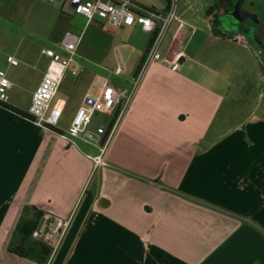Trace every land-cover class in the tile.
<instances>
[{
	"label": "crops",
	"instance_id": "crops-1",
	"mask_svg": "<svg viewBox=\"0 0 264 264\" xmlns=\"http://www.w3.org/2000/svg\"><path fill=\"white\" fill-rule=\"evenodd\" d=\"M62 3L60 51L76 15ZM167 9L168 0H135L136 14ZM177 16L159 51L169 57L182 51L181 63L148 65L107 150L110 165L98 170L88 157L98 147L62 132L84 96L100 94L101 78L116 90L131 88L155 33L136 22L107 30L101 20L83 16L103 61L95 83L64 112L59 132L17 112L28 111L49 63L48 47L5 52L0 70L11 86L0 104V264H43L8 252L25 205L61 218L73 214L44 264H264V110L233 125L221 116L234 85L240 89V51L249 43L234 40L236 31L225 26L214 34L210 9L206 19L190 7ZM116 48L123 64L109 67L104 62ZM12 54L16 66L7 62ZM41 59L45 69L33 72ZM84 76L85 68L75 82ZM95 116L92 128L111 120Z\"/></svg>",
	"mask_w": 264,
	"mask_h": 264
},
{
	"label": "built area",
	"instance_id": "built-area-1",
	"mask_svg": "<svg viewBox=\"0 0 264 264\" xmlns=\"http://www.w3.org/2000/svg\"><path fill=\"white\" fill-rule=\"evenodd\" d=\"M50 2H65L73 14L83 15L88 22L96 19L101 20L107 30L132 26L134 23L141 25L145 31L155 33L151 44L141 62L137 76L132 86L127 90H116L107 78H101L98 82L100 94H87L84 96L83 104L78 107L68 128L62 132L64 138L72 140L81 136L88 142L98 147V154L88 155L93 165V170L101 169L110 165L107 160V150L118 131L120 119L125 114L132 96H134L148 65L152 62H162L169 67L176 68L181 63L183 52L178 50L172 56H162L160 45L171 23L178 18V0H168V9L164 14L153 10L146 14H136L135 0H49ZM183 24L181 23L180 26ZM232 38L241 43H248L247 38L236 31ZM82 36L65 32L61 43L62 50L45 49L43 53L48 56L49 63L44 77H42L34 94H32L27 113L39 126L46 129H59L61 118L66 111V100L59 99L54 105V98L67 76L68 72L74 77H79L82 66L77 61L78 46ZM7 62L13 66L19 61L12 54L8 56ZM116 73H121V67L116 68ZM11 82L5 70H0V104L7 100L8 89ZM111 115L108 123H101L92 128L93 118L96 114ZM72 216L61 218L53 214L42 216L39 227L32 233L34 238H40L51 247L50 255H53L61 245L66 233L70 228Z\"/></svg>",
	"mask_w": 264,
	"mask_h": 264
},
{
	"label": "rangeland",
	"instance_id": "rangeland-1",
	"mask_svg": "<svg viewBox=\"0 0 264 264\" xmlns=\"http://www.w3.org/2000/svg\"><path fill=\"white\" fill-rule=\"evenodd\" d=\"M216 1L178 0L177 14L190 7L192 13L202 15L206 19L207 12L210 9V14L215 21L222 12ZM61 8H63L62 2H50L49 0H5L4 5L0 6V41L4 40L3 43L0 42V62L3 57H6L5 52L11 53L19 47L27 45H31V47L38 50L48 47L60 51L56 46V42L62 31L61 24L59 25L57 22V14H59ZM68 8L69 6L66 4L65 9ZM252 8L254 13L257 12L253 21L259 23L258 14L261 11L264 12V0H254ZM243 16L244 20H248L245 14ZM227 18L228 16L224 17L225 20H228ZM219 25L222 28L224 27L222 23ZM86 26V20L80 14H76L69 19L67 30L82 36V43L79 45L76 59L82 69L85 68L84 77L86 80H81V83L78 80L75 82V77L70 72L65 77L52 105L63 98L67 102V112L78 105L80 91L95 83L97 71L103 61L98 55V51H93L92 34ZM240 33L247 38L249 49L240 51V59L243 63L237 77L241 83L240 89L236 88L237 84L234 85L230 99L227 100L225 109L221 112V116L226 115L228 117V125L240 122L253 111L262 113L264 110V47L247 33ZM128 51L129 48L124 49L123 54L126 56L125 53ZM109 56L108 60L104 62L105 65L114 67L119 62L122 66L123 60L117 48L112 49ZM30 61L28 59V62L32 64ZM33 64L35 65L36 62H33ZM45 67L46 63L41 59L37 62L33 72H36V69L44 70ZM93 91L96 92V90ZM67 112L63 113L61 122H66ZM95 121L106 122L107 117L97 113Z\"/></svg>",
	"mask_w": 264,
	"mask_h": 264
},
{
	"label": "trees",
	"instance_id": "trees-1",
	"mask_svg": "<svg viewBox=\"0 0 264 264\" xmlns=\"http://www.w3.org/2000/svg\"><path fill=\"white\" fill-rule=\"evenodd\" d=\"M219 24H221L219 17L217 20L212 21V31L214 34L222 33ZM17 112L32 120L27 112ZM52 130L59 132V129L57 128H52ZM43 215H45L44 211L36 206L25 205L23 207L22 214L20 215L16 228L12 233L8 252L43 264L46 263L52 250L51 247L43 242L42 239L34 238L32 236V233H34L39 227Z\"/></svg>",
	"mask_w": 264,
	"mask_h": 264
},
{
	"label": "flooded vegetation",
	"instance_id": "flooded-vegetation-1",
	"mask_svg": "<svg viewBox=\"0 0 264 264\" xmlns=\"http://www.w3.org/2000/svg\"><path fill=\"white\" fill-rule=\"evenodd\" d=\"M216 2L218 8L222 10L219 19L223 26L230 31L247 33L264 47V12L258 14L259 23L253 21L257 13L252 10L254 0H217ZM243 14L248 20H244ZM226 16L229 21L224 19Z\"/></svg>",
	"mask_w": 264,
	"mask_h": 264
}]
</instances>
